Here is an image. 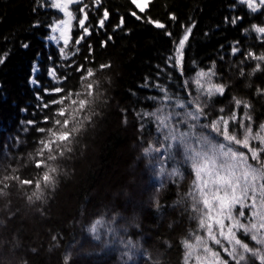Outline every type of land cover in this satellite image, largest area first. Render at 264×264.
<instances>
[{
    "label": "trees",
    "instance_id": "1",
    "mask_svg": "<svg viewBox=\"0 0 264 264\" xmlns=\"http://www.w3.org/2000/svg\"><path fill=\"white\" fill-rule=\"evenodd\" d=\"M84 2L89 5L87 25L91 35L76 45L82 30L74 20L72 39L65 49L68 59H62L63 40L50 39L59 37L51 26L62 18V13L48 7L47 0H0V164L17 167L22 178L30 179L37 171L28 154L34 153L41 135L24 122L36 120L40 127L50 126L39 123L46 111L42 109L43 100L53 98L45 96L44 90L59 86L48 75L49 69H56L58 75L68 74L65 87L73 88L78 87L76 65L111 64L97 74L103 91L96 105L99 115L78 137L68 158L58 161L63 171L57 177L55 190L47 193L46 202L29 204L26 193L30 194L31 189H20L15 183L8 190L9 196L0 197V219L5 221L0 225V241L10 242L0 244V264H63L69 255L70 264H182L180 241L195 229L196 222L189 219L188 213L182 215V204L173 206L188 191L194 177L186 168L185 177L173 183L172 178L158 177L148 169V158L142 149L151 139L149 128L154 132V127L145 129L142 143L136 114L157 106V101L149 99L162 96L157 85L187 98L188 91L195 94L193 81L197 72L215 71L213 81L227 87L224 96L213 97L212 114L220 115L221 107L227 114L235 107L230 101L236 96L251 103L254 127H258L264 122V96L256 90L264 89V71L249 75L257 62L241 64V60L247 51L264 52V45L250 30L252 24L264 25V16L250 12L236 0H152L144 13H139L130 0H102L99 9L93 0ZM81 6L70 8L78 10ZM104 9L110 17L101 29L98 20ZM133 10L142 16L141 20L130 14ZM76 15L83 16L78 11ZM237 16L241 17L237 24L229 22ZM121 17L124 24L116 28ZM148 18L164 23L166 28H155L146 22ZM187 27L192 31L184 48L181 75L180 70L170 66L169 58L174 55V41L183 36ZM101 41H106L107 46L101 47ZM89 45L93 65L85 62ZM233 47H239L241 52L233 56ZM70 63L73 68L66 67ZM241 69L244 76L240 75ZM242 113L241 108L238 114ZM3 174L0 168V176ZM116 213L119 217L112 226L119 229V238L139 241L132 260L124 255L128 249L119 239L105 246L103 239L93 241L86 231L103 217L106 223L100 230L106 235L107 222ZM11 214L14 215L9 220ZM53 235L59 237L58 241H52ZM107 239L112 237L107 235ZM80 252L86 253L87 259Z\"/></svg>",
    "mask_w": 264,
    "mask_h": 264
},
{
    "label": "snow or ice",
    "instance_id": "2",
    "mask_svg": "<svg viewBox=\"0 0 264 264\" xmlns=\"http://www.w3.org/2000/svg\"><path fill=\"white\" fill-rule=\"evenodd\" d=\"M151 2L152 0H147L146 3L130 0L139 13H144ZM93 3L99 9L102 0H93ZM236 3L246 6L252 13L264 16V0H236ZM72 5L82 6L74 10L70 8ZM47 6L62 13V18L51 26V31L58 32L59 37L52 36L50 39L63 40L61 58L68 59L65 49L72 39L70 33L73 21L76 20L82 30V35L75 40L76 45H80L84 37L91 35L87 25L89 5L84 0H47ZM76 11L83 14L82 18H78ZM130 14L137 20L142 19L135 10ZM109 17V11L104 9L98 20L99 28L106 27ZM170 18L173 21L176 19L174 15ZM240 19L237 16L229 22L235 25ZM146 22L157 29L166 28L164 23L151 18ZM123 24L124 19L121 17L116 28ZM250 30L257 34L256 39L264 45V25L252 24ZM191 31L192 28L187 27L183 36L174 41V55L169 58L170 66L180 70L181 75L184 74V48ZM165 34L172 35L170 32ZM108 39L111 40L112 37L109 36ZM106 46L107 42L101 41V47ZM240 52L239 47L232 48L233 56ZM91 56L92 46L89 45L86 64H95L94 59H89ZM248 60L257 62L249 75L264 71V52L256 54L247 51L243 54L241 64ZM2 62L0 59V63ZM66 67L73 68L74 65L70 63ZM110 67V63H101L98 67L76 65L74 71L79 73L78 87L73 88L65 87L68 74L58 75L56 69H49L48 75L59 86L44 90L45 96H51L52 99L43 100L40 96L37 99L43 100L42 109L46 110L39 123L50 126L40 127L36 120L24 122L41 134L36 141L34 153L28 154L30 164L37 171L32 178L26 179L18 174L17 167L11 164L4 167L0 164L4 171L0 176V197L9 196L8 190L15 183L20 189H31L30 194L26 193L29 204L46 202L47 193L55 190L57 177L63 171L58 161L68 158V154L74 151V145L78 143V137L93 123V118L99 115L96 105L103 96V91L97 74ZM240 75H245L243 69ZM214 76L215 71L197 72L193 81L196 85L195 94L188 91L187 98H182L180 94H170L167 89L156 86L162 96H150L149 99L157 101V106L152 111L136 114L140 121L138 131L142 133V143L145 129L149 125L154 127V132L149 128L151 139L143 146L142 154L148 158V169L158 177L166 175L173 179V183H177L178 179L185 177L186 168L191 169L194 177L188 191L173 206L182 204V215L188 213L189 219L196 222L195 229H190L180 241L183 247L182 264H264V122L254 127L256 121L251 114V103L236 96L230 101L234 102V108L225 114V107H221V114L214 116L211 112L215 105L213 97L224 96L227 87L223 83H215ZM188 89L189 83L186 81L185 90ZM256 91L258 95L264 96V89ZM241 108L242 115L238 114ZM124 123H127L126 115ZM24 131H28V128ZM19 143L18 139L17 145ZM4 154L6 157L7 146ZM160 187H163L162 180ZM156 207H161L158 201ZM12 215L14 214L9 215V220ZM118 217L119 213H116L107 222L106 235L100 230L106 223L103 217L96 219L86 231L93 241L103 239L105 246L119 239L120 244L128 249L124 255L132 260L135 255L133 249L138 248L139 241L119 238V229L112 226L116 224ZM4 224L5 221L0 219V225ZM107 235L112 240H108ZM58 239L57 235L52 236V241ZM8 243L10 242L0 241V244ZM12 250L15 251V246ZM32 251L35 252L36 249ZM63 264H70V255L64 258Z\"/></svg>",
    "mask_w": 264,
    "mask_h": 264
},
{
    "label": "rangeland",
    "instance_id": "3",
    "mask_svg": "<svg viewBox=\"0 0 264 264\" xmlns=\"http://www.w3.org/2000/svg\"><path fill=\"white\" fill-rule=\"evenodd\" d=\"M79 255H80L81 257L87 259V255H86V253H82V252H80ZM89 255H93V253H91V254H89Z\"/></svg>",
    "mask_w": 264,
    "mask_h": 264
}]
</instances>
